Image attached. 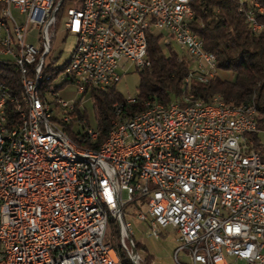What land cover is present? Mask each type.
Instances as JSON below:
<instances>
[{
	"label": "built area",
	"instance_id": "obj_1",
	"mask_svg": "<svg viewBox=\"0 0 264 264\" xmlns=\"http://www.w3.org/2000/svg\"><path fill=\"white\" fill-rule=\"evenodd\" d=\"M66 1L70 4L63 8ZM193 1L0 0V57L20 71L28 90L32 79L49 69L44 58L63 13V29L78 38V46L62 81H73L77 91L116 83L120 57L134 69L148 65V30L160 32L163 41H172L196 64L195 69L189 65V84L196 79L194 70L213 76L217 71L215 55L191 28ZM10 7L23 15L22 22L15 21ZM237 9L253 31L264 29L252 18V9L264 12L259 0L254 6L238 0ZM28 25L35 28L38 45L25 41ZM10 36H17V44H10ZM54 87L49 82L45 89L55 92L56 100H34L28 93L34 148L25 147V136L15 133L8 138L13 151L0 156V235L5 240L0 264H122L108 248L106 222L92 210L83 169L40 161V152L81 154L67 145V137L47 131L37 114V106H45L50 121L70 122L74 102L61 99ZM5 99L10 98L0 97V135L10 119ZM125 100L133 102L135 95ZM197 100H204V108H184L172 92V99L142 119L123 126L110 122L112 138L99 155H89L103 202L118 215L119 243L126 257L141 263L130 221L123 216V206L133 202L135 218L145 221L153 236L167 225L175 229L174 258L181 264H264V157L251 139L256 133L263 143L257 131L264 127V112L245 109V115H237ZM113 108L120 107L113 103ZM91 130L86 125L85 134ZM34 131H41V138H34ZM180 250L185 261L179 260Z\"/></svg>",
	"mask_w": 264,
	"mask_h": 264
},
{
	"label": "trees",
	"instance_id": "obj_2",
	"mask_svg": "<svg viewBox=\"0 0 264 264\" xmlns=\"http://www.w3.org/2000/svg\"><path fill=\"white\" fill-rule=\"evenodd\" d=\"M264 4V0H259ZM238 0H194L192 2L193 19L191 28L203 40V46L216 58V74L208 81L196 79L188 84L190 58L180 50L173 48V42L163 41L158 31L146 32L145 56L148 65L138 72L135 101L128 102L116 89L115 83L104 89H89V99L95 119L94 140L85 134V112L74 102L69 111L70 122L63 125L64 131L79 146L97 148L107 137L110 122L118 117L134 115L145 108L148 100L166 102L172 99V92L179 96L183 93L191 99L202 97L208 100L214 94H220L227 104L239 105L253 102L259 112H264V29L253 31L245 18L244 11L237 9ZM248 6L249 0H244ZM258 22L264 23V13H255ZM63 69V64L55 67L52 73ZM221 70H230L232 78L222 77ZM47 69L44 68L43 72ZM185 78H187L185 80ZM0 81L4 82L14 95L21 91L19 76L12 64L0 57ZM48 85V84H47ZM155 98V99H151ZM180 100V99H179ZM113 103L119 105L120 114L114 112ZM117 114V115H116ZM78 127L72 126V123ZM253 147L264 157V143L258 141L257 134L252 133ZM115 234V248L120 261L133 264L126 257L123 243H119L120 234L113 220L109 219ZM109 242V241H108ZM112 245V244H111ZM137 246V243H134ZM147 258L141 261L146 263ZM139 262V261H138Z\"/></svg>",
	"mask_w": 264,
	"mask_h": 264
},
{
	"label": "bare ground",
	"instance_id": "obj_3",
	"mask_svg": "<svg viewBox=\"0 0 264 264\" xmlns=\"http://www.w3.org/2000/svg\"><path fill=\"white\" fill-rule=\"evenodd\" d=\"M248 6H254V0H249ZM255 13H264L260 9H252V18H255ZM258 22V21H257ZM10 44H17V36H10ZM77 46L78 38H75V43L73 48L70 51L69 59L64 64L63 70L65 71L72 62L76 61L77 58ZM17 71L19 76V83L21 91L19 95H14L10 92L9 87L2 81H0V97H9L10 99H5V107H8V116L9 120L4 124V135H0V156L2 153H10L13 151V141L8 140V138H13L15 133H21L24 138V145L27 148H34V139L30 136L31 130V112H30V102L28 100V93H32L34 100H56V93L51 90H46L47 84L43 82L50 78V74L47 73H38L32 79V85L27 86L23 83L20 71L12 65ZM194 73L198 79L202 82L208 81L209 78L213 77L211 71L204 70H194ZM187 78H185L186 80ZM188 95H182L181 99L184 102V108H190L192 110H200L204 108V100H197V98L191 99L187 97ZM181 101V100H180ZM211 102V108H220V111H233L237 115H245V109H257L256 105L253 102L239 104V105H230L227 104L223 97L220 94L212 95L208 100ZM162 107V102L148 100L145 102L144 110L130 116L118 117L117 114H120V108L116 112L117 118H114L111 122L115 126H123L127 122H131L134 119H142L147 114L153 112L156 109ZM37 114L39 117H42V124H45V129L53 134H57L59 137H67V145L70 148H78V151L81 154H71L64 151H52L50 152H40V161L44 164H51L60 162L67 166H79L83 169L85 173V185H86V194H88V199L91 200L92 210L96 215H100L101 220H104L107 224L108 220L111 219L116 224V227L119 231V218L118 215L114 213L111 206L108 202H103L102 191L99 190V181L97 178V170L94 166L89 155H99L100 149L103 147L104 142H108L113 136V128L111 127L107 137L99 144L97 148H88L79 146L76 144L72 138L64 131L63 124L56 121H50V117H46V107L37 106ZM86 131V129H85ZM90 139L94 140L97 136V132L92 127L91 133L86 134ZM34 138H41V131H34ZM120 234V232H119ZM108 248L111 252L112 258L115 259L118 263L120 261L119 254L115 246L111 245L108 242ZM5 249V240L2 235H0V252ZM130 260L133 264H138V261L134 257H130Z\"/></svg>",
	"mask_w": 264,
	"mask_h": 264
},
{
	"label": "rangeland",
	"instance_id": "obj_4",
	"mask_svg": "<svg viewBox=\"0 0 264 264\" xmlns=\"http://www.w3.org/2000/svg\"><path fill=\"white\" fill-rule=\"evenodd\" d=\"M70 2L66 1L63 4V8L69 5ZM10 11L15 19L16 22L20 23L23 21V15L17 12V9L10 7ZM65 15L62 13L61 16L57 19L56 24L54 26V35L51 39L50 50L45 55L44 62L49 63V69H47V74H50V78L45 80L43 83L48 84L49 82L53 84L55 87L54 89L57 92V95L66 100L68 103L76 102L79 109H83L85 112V125L91 126L95 128V119L93 116V111L91 108V103L89 99V92H79L77 91L76 85L73 81L65 80L62 81L64 78L63 69L57 70L55 73H52L54 68L59 67L68 61L70 51L74 46L75 38L73 34L67 33L64 31L62 26V20L64 19ZM35 28L31 25L27 27V33L25 35V41H29L38 45L37 41L35 40ZM173 48L175 51L180 53L177 45L173 43ZM118 64V71L120 72V77L118 81L114 84L115 89L123 96L129 97L136 94V84L138 82V72L134 69L133 65L127 61L124 57H120L117 61ZM196 64L190 63V68L195 69ZM219 74L222 77L232 78L233 73L230 70H221ZM183 95V94H182ZM179 99L182 101L181 97ZM181 106L184 105V102L180 103ZM76 122L72 123V126L78 127ZM260 129L258 130V136L260 137L261 141L264 143V127L259 126ZM86 129V127H85ZM84 129V130H85ZM133 206L135 204L133 202H129L123 206L124 211V218L130 221L131 224V238L137 243L136 252L140 256V259L144 257L147 258V264H181L174 258V249L178 246V241L176 239L177 234L175 229L167 225L164 228H160L157 236H153L151 234L150 228L145 221L138 220L134 216V212L132 211ZM113 227L109 224L106 227L105 232V239L109 241L110 244L113 246L116 245L115 243V234L112 232ZM127 240V239H126ZM179 260L185 261L184 259V251L180 250L178 252ZM141 263H143L141 261ZM138 262V264H141Z\"/></svg>",
	"mask_w": 264,
	"mask_h": 264
},
{
	"label": "crops",
	"instance_id": "obj_5",
	"mask_svg": "<svg viewBox=\"0 0 264 264\" xmlns=\"http://www.w3.org/2000/svg\"><path fill=\"white\" fill-rule=\"evenodd\" d=\"M263 252H264V247H263Z\"/></svg>",
	"mask_w": 264,
	"mask_h": 264
}]
</instances>
